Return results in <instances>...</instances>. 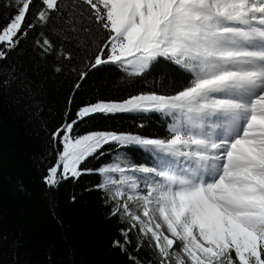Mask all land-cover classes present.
Listing matches in <instances>:
<instances>
[{
  "label": "snow or ice",
  "instance_id": "obj_1",
  "mask_svg": "<svg viewBox=\"0 0 264 264\" xmlns=\"http://www.w3.org/2000/svg\"><path fill=\"white\" fill-rule=\"evenodd\" d=\"M0 9L11 10L0 24V60L39 28L36 46L68 62L55 71L72 67L76 89L107 65L132 75L159 69L176 86L174 94L97 100L68 113L51 133L57 151L47 189L85 174L105 177L94 187L113 186L106 203L126 196L110 216L123 214L150 235L162 264H264V0H0ZM81 51L85 70L77 66ZM124 112L159 114L166 134L75 131L97 114ZM105 145L129 150V162L81 167ZM133 201L143 219L129 209ZM129 231L112 242L125 254Z\"/></svg>",
  "mask_w": 264,
  "mask_h": 264
},
{
  "label": "trees",
  "instance_id": "obj_2",
  "mask_svg": "<svg viewBox=\"0 0 264 264\" xmlns=\"http://www.w3.org/2000/svg\"><path fill=\"white\" fill-rule=\"evenodd\" d=\"M9 11L0 9V24L8 22ZM40 32L39 28L32 31L0 60V264H155L141 244L136 250L138 242L131 231L127 254L112 246L115 239L123 240L120 230L129 228L119 215L110 216L116 204L106 203L107 193L94 187L105 177L85 174L55 190L46 188L43 177L57 151L51 133L66 122L68 113L74 115L79 106L97 100L174 94L176 86L170 80L163 82L159 69L132 75L130 69L107 65L91 72L83 87L76 89L77 73L72 67L55 71L68 62L55 53L45 55L36 46V40L42 39ZM48 35L59 44L56 36ZM83 56L81 51L77 58L81 70L86 64L81 62ZM75 131L156 137L166 134L167 123L157 113L97 114ZM116 148L105 145L104 155L90 158L81 167L128 163L125 152L129 150ZM132 158L139 163L146 159L140 151H132Z\"/></svg>",
  "mask_w": 264,
  "mask_h": 264
},
{
  "label": "rangeland",
  "instance_id": "obj_3",
  "mask_svg": "<svg viewBox=\"0 0 264 264\" xmlns=\"http://www.w3.org/2000/svg\"><path fill=\"white\" fill-rule=\"evenodd\" d=\"M111 175L113 178L119 179L118 174H111ZM113 175H116V176H113ZM112 187L113 186L109 185L108 189L105 190L108 197L112 194ZM111 201L114 202L115 204L123 203L126 201V196L121 201H117V200H111ZM138 204H139L138 201L129 202V209L134 214L140 215L141 219H143L142 210L139 208ZM154 215L156 216L157 219H159L158 213H154ZM119 217L128 226L129 230L134 234V237L136 238V241L138 242V244H141L149 252V254L151 255L155 264H162V258L160 256L159 252L157 251V249L155 247V242L151 239L150 235L145 236L144 234H142L139 231V225L138 224L136 225V227H133V224H135V222L131 221L129 219V217H127L123 214H120ZM163 232H164V234H167L166 228L163 229ZM174 248H176V245H174ZM176 251H179V249L176 248ZM173 260H174V258H173Z\"/></svg>",
  "mask_w": 264,
  "mask_h": 264
}]
</instances>
